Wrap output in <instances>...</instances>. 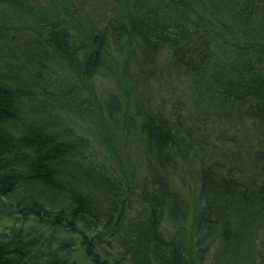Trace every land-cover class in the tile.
I'll return each mask as SVG.
<instances>
[{
  "label": "trees",
  "instance_id": "1",
  "mask_svg": "<svg viewBox=\"0 0 264 264\" xmlns=\"http://www.w3.org/2000/svg\"><path fill=\"white\" fill-rule=\"evenodd\" d=\"M88 1L0 0V264H75L77 247L91 264H264V0ZM107 58L167 77L164 116L116 66L134 166L66 121L96 104ZM191 163L189 251L162 227L184 214L169 173Z\"/></svg>",
  "mask_w": 264,
  "mask_h": 264
},
{
  "label": "rangeland",
  "instance_id": "2",
  "mask_svg": "<svg viewBox=\"0 0 264 264\" xmlns=\"http://www.w3.org/2000/svg\"><path fill=\"white\" fill-rule=\"evenodd\" d=\"M96 5H98V2L93 4V6ZM78 7L80 12L81 10L89 12V1L84 5L83 0H80V2L77 3V8ZM86 16L88 17L87 19H89V13H87ZM86 16L83 17L85 21L83 23L84 25L87 22ZM138 59L142 65L146 64L142 59ZM106 60L107 65H104L94 77L97 94L95 101L96 104L91 107L89 112L86 109V112L81 113L80 115L77 113H69L67 116L68 118L66 117V121L75 133L82 135L87 139L88 143L90 142L96 151V156L99 157L102 152L111 161L114 158L119 157L117 161L121 166H134L135 155L133 154L132 145L127 142L128 136L125 128L128 120L134 118V110L130 101H128L130 104L127 106H124L122 103V97H125V95L121 94L119 88L120 85L117 81L118 73L116 66L118 68H121L122 66L126 68L127 75L131 78L134 85L135 96L133 97V101L135 100V102H137V106L140 107V110L144 108V110H149L153 113L157 112L164 116H168V104L160 105L158 103L159 101L157 102L155 100L158 96L159 99L165 100V93H167V89L165 88L167 87V77L155 78L157 80L153 81L152 77H147L150 76L147 75L148 70L142 69V75H144V77L140 76L138 72H135L133 64L129 63V61H126L125 64L122 65L120 60L116 61L112 59V61L110 58H107ZM164 70L165 69L163 68L160 72L162 73ZM61 74L62 73H60V75ZM164 75H167V73H164ZM137 76H139L138 81ZM160 103H162V101H160ZM112 114L117 115V117L112 116ZM131 130L134 129L129 128L128 133ZM137 156H139L138 151ZM194 171L195 164L191 163V165L189 167L186 166L184 170L183 167L178 165L171 170V173H169L172 188L175 189L184 200V214L182 221H179L174 225H172V223L170 225L165 223L162 227V231L168 235L174 232V229L177 228L179 236L182 237L189 251L194 250L193 248L195 247L193 218L198 207L196 199L197 180L196 176L193 175ZM73 257L75 264H91L85 258L80 247L75 249Z\"/></svg>",
  "mask_w": 264,
  "mask_h": 264
}]
</instances>
